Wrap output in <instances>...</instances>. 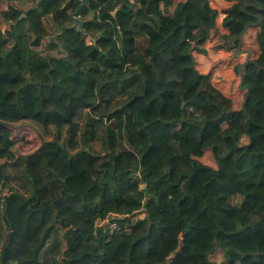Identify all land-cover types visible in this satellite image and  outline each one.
I'll list each match as a JSON object with an SVG mask.
<instances>
[{
	"label": "trees",
	"instance_id": "obj_1",
	"mask_svg": "<svg viewBox=\"0 0 264 264\" xmlns=\"http://www.w3.org/2000/svg\"><path fill=\"white\" fill-rule=\"evenodd\" d=\"M14 1L0 0V264H264V9L235 108L187 51L216 25L210 0H90L85 30L57 44L82 0ZM242 1L232 47L257 21ZM22 19L27 38L2 30Z\"/></svg>",
	"mask_w": 264,
	"mask_h": 264
},
{
	"label": "crops",
	"instance_id": "obj_2",
	"mask_svg": "<svg viewBox=\"0 0 264 264\" xmlns=\"http://www.w3.org/2000/svg\"><path fill=\"white\" fill-rule=\"evenodd\" d=\"M41 1L42 0H33L32 3H35L34 7L38 8L40 6ZM253 1L254 0H243L241 6L246 3H251ZM7 2H9L12 5L16 3L14 0H7ZM261 2L264 4V0H261ZM239 3L240 0H210L208 5L209 8L213 11L218 12L216 25L208 30V39L203 46L204 48L203 50H200L199 47L197 46L196 39L188 40L189 44L187 49L188 52L193 54L196 62V67L199 70V72L202 74L210 75L212 82L217 87H219L225 94H227L234 100L235 108H240L242 106L247 91L246 88L242 87L241 77L239 75L238 68L242 63L245 62L248 54L246 51L237 52V48L239 47L238 46L239 39H238V44L236 46L233 47L230 46L229 37H228L230 33V29L228 26L224 24V19L228 14L229 10L235 4H239ZM88 5L89 3L86 6ZM17 9L19 10L20 8ZM248 10L254 14H260V15H262V11H263L254 6L248 8ZM70 13H68V21L65 25L73 24V21L69 18ZM93 14L94 13H91L88 17L93 16ZM26 15H27L26 13H23L22 16L25 17ZM81 18L88 21L87 17L83 16ZM26 24L27 21L25 19H22L19 22L18 28L16 30L14 28L13 21L6 20L4 21L3 26L2 25L1 26H2V30H4L5 32L10 31L13 37L15 36L17 39L20 40L27 38ZM248 24L250 25L247 31L243 34L241 49L250 50L252 52L251 59H254V58H258L262 54V49L259 43L261 23L254 24V22H251ZM75 30L78 29L75 28ZM61 31L62 28L61 30L57 31L52 35L60 33ZM52 35L47 36L46 39L49 40V37ZM59 37H57L56 39L57 42H50V40L49 42L51 44H57L59 43L58 42ZM92 42H93L92 38L88 37L87 43H92ZM60 50H63L62 45H60Z\"/></svg>",
	"mask_w": 264,
	"mask_h": 264
},
{
	"label": "water",
	"instance_id": "obj_3",
	"mask_svg": "<svg viewBox=\"0 0 264 264\" xmlns=\"http://www.w3.org/2000/svg\"><path fill=\"white\" fill-rule=\"evenodd\" d=\"M88 3H90V0H82V3L80 4V6L75 11H73V12H71L69 14V18L73 21V24L72 25H64L62 27V31L60 33H57V34L52 35V36L49 37L50 42H57L56 41L57 37H59L60 35L65 34L68 29H75V28H77L78 30H83V31L85 30V24H86L87 20L80 18L78 15L81 14L80 11ZM252 6H254L256 8H259L260 10H263L264 9V4L261 2V0H254L251 3H246V4H244L242 6V10L244 12H246L248 14H251V15H253V16H255L257 18V21L254 22V24H259L263 20V16L260 15V14H254V13L250 12L248 10V8H250ZM249 25L250 24H246L244 30L242 31L241 35L239 36V45H238L239 47L237 48V52H245L246 51L247 54H248L247 57H246L245 62L242 63L239 66V68H238V72H239V75L241 77L242 87H243L244 76H243V73H242L241 68L251 59V53H252L250 50H242L241 49V44H242V40H243V34L247 31ZM67 55L68 54L66 53L65 56H67ZM244 88H246L247 90H249L248 87H244Z\"/></svg>",
	"mask_w": 264,
	"mask_h": 264
},
{
	"label": "built area",
	"instance_id": "obj_4",
	"mask_svg": "<svg viewBox=\"0 0 264 264\" xmlns=\"http://www.w3.org/2000/svg\"><path fill=\"white\" fill-rule=\"evenodd\" d=\"M80 18L83 17L81 14L78 15ZM100 225H105L109 230L110 234H115L121 231L129 232L131 226L129 224H122L119 220L114 219L113 216H106L98 220Z\"/></svg>",
	"mask_w": 264,
	"mask_h": 264
},
{
	"label": "rangeland",
	"instance_id": "obj_5",
	"mask_svg": "<svg viewBox=\"0 0 264 264\" xmlns=\"http://www.w3.org/2000/svg\"><path fill=\"white\" fill-rule=\"evenodd\" d=\"M22 130L24 131V129H22ZM28 130L30 131V132L28 131L29 132V140L32 142H36L37 143L36 145H38V143L40 142V139L38 140L39 136H38L37 132H34L31 129H28ZM35 146H33L32 149L35 148ZM239 223H240V225L244 224L242 216L240 217Z\"/></svg>",
	"mask_w": 264,
	"mask_h": 264
}]
</instances>
